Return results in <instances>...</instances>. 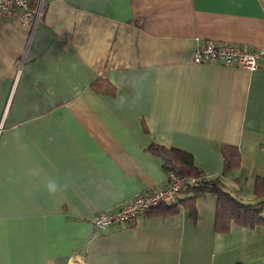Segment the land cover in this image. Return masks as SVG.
<instances>
[{"label": "crops", "instance_id": "0c3cea01", "mask_svg": "<svg viewBox=\"0 0 264 264\" xmlns=\"http://www.w3.org/2000/svg\"><path fill=\"white\" fill-rule=\"evenodd\" d=\"M43 4L35 28L0 20V264H264V226L216 231L210 192L194 217L182 206L93 224L165 185L156 145L190 153L198 171L257 201L264 0ZM211 40L256 52L259 68L194 63ZM226 149L241 156L231 174Z\"/></svg>", "mask_w": 264, "mask_h": 264}, {"label": "built area", "instance_id": "2783aa9c", "mask_svg": "<svg viewBox=\"0 0 264 264\" xmlns=\"http://www.w3.org/2000/svg\"><path fill=\"white\" fill-rule=\"evenodd\" d=\"M43 5V0H40L35 7L31 6L30 0H0V20L18 18L23 26L27 27L31 24L32 28H35L42 17ZM192 61L197 64L220 63L224 66H241L248 71L259 68L256 52L247 50L241 45L213 40L197 48ZM204 180V176L186 178L169 172L164 186L135 194L114 213H97L93 218V224L99 230L114 223H134L140 215L146 214L153 208L161 204L174 203L189 181L193 185H199Z\"/></svg>", "mask_w": 264, "mask_h": 264}, {"label": "trees", "instance_id": "16d2710c", "mask_svg": "<svg viewBox=\"0 0 264 264\" xmlns=\"http://www.w3.org/2000/svg\"><path fill=\"white\" fill-rule=\"evenodd\" d=\"M37 0H31V6L35 7ZM164 158V169L167 173L175 174L191 178L204 176L205 180L199 185H193L189 181L180 191L177 200L174 203L161 204L153 208L149 212L166 211L175 213L182 206L189 209L192 217L196 214V199L199 195L210 192L217 198L215 230L218 232H227L233 224L244 227L264 226V176H258L255 181L254 193L257 201L255 203H246L236 198L231 192L227 191L218 177L211 178L203 172L198 171L193 162V156L182 150L175 148H167L164 146H152ZM224 173H234L240 165L241 156L239 152H232L226 149L224 153ZM186 192L187 197L180 198L181 193ZM147 212V213H149ZM146 213V214H147ZM135 223V222H134ZM134 223H127L132 225Z\"/></svg>", "mask_w": 264, "mask_h": 264}]
</instances>
